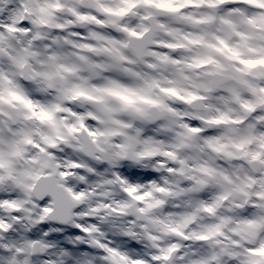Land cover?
Returning a JSON list of instances; mask_svg holds the SVG:
<instances>
[{"label": "snow or ice", "instance_id": "snow-or-ice-1", "mask_svg": "<svg viewBox=\"0 0 264 264\" xmlns=\"http://www.w3.org/2000/svg\"><path fill=\"white\" fill-rule=\"evenodd\" d=\"M0 264H264V0H0Z\"/></svg>", "mask_w": 264, "mask_h": 264}]
</instances>
